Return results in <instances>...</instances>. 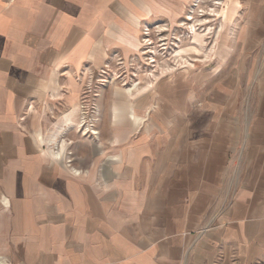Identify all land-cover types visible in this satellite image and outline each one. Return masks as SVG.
Listing matches in <instances>:
<instances>
[{
  "label": "crops",
  "instance_id": "1",
  "mask_svg": "<svg viewBox=\"0 0 264 264\" xmlns=\"http://www.w3.org/2000/svg\"><path fill=\"white\" fill-rule=\"evenodd\" d=\"M193 1L0 0V264H264V0L73 133L76 75Z\"/></svg>",
  "mask_w": 264,
  "mask_h": 264
},
{
  "label": "rangeland",
  "instance_id": "2",
  "mask_svg": "<svg viewBox=\"0 0 264 264\" xmlns=\"http://www.w3.org/2000/svg\"><path fill=\"white\" fill-rule=\"evenodd\" d=\"M213 1L191 2L186 8L192 13L189 21L185 19L187 14H184V19L176 23L157 22L147 26L146 34L141 27L140 42L135 49L126 54L111 52L101 67L79 72L76 75L80 83L77 105L81 113L75 121L80 119L79 122L86 124L114 123L113 117L116 119L119 110L115 109L113 114V109L127 110L133 105L131 102L145 96L155 78L192 66L206 56H212L211 51L205 50L206 46L209 48L215 42H224L222 33L216 34L221 27L217 19L220 14L217 18L207 15ZM215 6V11L219 12L222 4ZM132 95H135L133 100L129 99ZM124 113L117 122L128 120L126 112ZM56 117L58 115L54 119ZM86 128L88 126L83 127L88 131L78 129L73 133L77 136L90 133L96 135L95 130Z\"/></svg>",
  "mask_w": 264,
  "mask_h": 264
},
{
  "label": "built area",
  "instance_id": "3",
  "mask_svg": "<svg viewBox=\"0 0 264 264\" xmlns=\"http://www.w3.org/2000/svg\"><path fill=\"white\" fill-rule=\"evenodd\" d=\"M195 1H197L198 2V0H195ZM210 4H212V6L210 7V9H209V11L210 12H208L207 13V15H210V16H212V17H217L218 16V11L216 12L215 11V8H216V6L215 5H221L222 4V2L221 1H219V0H214L212 3H210ZM197 6V5H196ZM214 10V11H213ZM211 11H213L212 13H211ZM201 13H203V12H201ZM190 16V15H189ZM188 15H186L185 16V19L187 20V21H189L188 20ZM214 19V18H213ZM186 24V23H185ZM144 28V31L145 32H143L144 34H146L147 32L146 31H148V27H143Z\"/></svg>",
  "mask_w": 264,
  "mask_h": 264
},
{
  "label": "bare ground",
  "instance_id": "4",
  "mask_svg": "<svg viewBox=\"0 0 264 264\" xmlns=\"http://www.w3.org/2000/svg\"><path fill=\"white\" fill-rule=\"evenodd\" d=\"M187 18H188V20H189V19H192V16H189V15H188V17H187ZM79 120H80V119H79ZM80 123H81V122H80ZM81 124H84V125H83L84 127H85V126H88V124H86V123H81ZM81 124H77V125H79V126H80Z\"/></svg>",
  "mask_w": 264,
  "mask_h": 264
}]
</instances>
